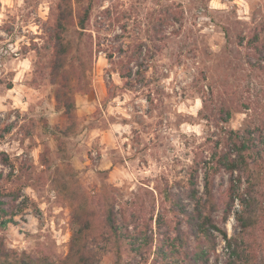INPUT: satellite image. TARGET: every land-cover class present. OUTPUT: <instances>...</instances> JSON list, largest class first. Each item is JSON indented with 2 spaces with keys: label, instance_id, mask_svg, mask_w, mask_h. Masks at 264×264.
Segmentation results:
<instances>
[{
  "label": "rangeland",
  "instance_id": "1",
  "mask_svg": "<svg viewBox=\"0 0 264 264\" xmlns=\"http://www.w3.org/2000/svg\"><path fill=\"white\" fill-rule=\"evenodd\" d=\"M59 1L0 0V116L1 124H11L0 140V185L20 189L33 183L21 188V209L0 237L8 249L63 257L76 228L70 207L61 202L63 169L51 164L43 171L40 165L42 155L60 163L54 137L41 126L43 120L49 129L64 124L46 76L51 44L44 46ZM87 6L81 45L91 33L98 51L90 91L75 95L79 127L65 138L78 184L95 201L108 192L122 201L138 196L149 202L148 190L157 197L154 187L171 188L191 209L184 193L194 167L199 165L202 190L204 171L230 151L232 137L264 123V59L252 48L260 47L264 57V0H82L73 4L74 15ZM75 29L69 31L73 44L79 42ZM114 65L132 68L129 86ZM225 109L229 118L222 121ZM2 153L14 165L28 156L21 180L17 171L7 177ZM237 175H211L218 230L208 264L228 258L226 239L239 232L237 201L224 216L227 189L238 186ZM259 179L264 208V171ZM245 243L264 261V219ZM189 245L194 247L192 238ZM102 264H116L115 258L108 255Z\"/></svg>",
  "mask_w": 264,
  "mask_h": 264
},
{
  "label": "trees",
  "instance_id": "2",
  "mask_svg": "<svg viewBox=\"0 0 264 264\" xmlns=\"http://www.w3.org/2000/svg\"><path fill=\"white\" fill-rule=\"evenodd\" d=\"M81 2L82 0H60L53 24L45 29L47 37L44 46L48 42L51 44L46 76L52 85L55 108L61 113L64 124L49 129L46 120L42 121V128L54 137L60 163H52L45 155L40 159L43 171L51 168V164L56 171L63 169V188L59 190L64 192L61 202L70 207L76 228L70 236L68 249L63 257L44 252L31 255L25 251L8 249L0 237V264H102L103 258L108 255L115 258L116 264H145L149 257H152L150 264H208L209 253L215 245L213 230H218L212 217L218 209L212 176L222 170L231 175L238 173L235 179L238 186L233 188L232 184L227 189L224 216L237 201L238 207L233 214L239 227L235 236L226 239L229 255L222 264H264V261L256 260L254 253H250V245L245 243L246 235L257 230L264 219L260 198L262 193L258 187L260 175L264 171V123L253 127L248 125L241 135L232 137L230 151L220 154L212 162L210 169L207 167L204 171L202 190L199 189L197 180L199 165L194 167L188 176L184 193L185 198L192 203L191 209L171 188L160 190L154 187L157 197L153 190H148L152 196L149 202L138 196L122 201L108 192L99 194L95 201V197L82 191L65 148V138L79 127L75 95L90 91L89 72L93 67L94 54L98 51L93 49L91 33L81 45L90 19L88 6L74 15L73 4ZM105 12L109 13V9H105ZM71 25L75 26L79 40L75 44L69 39ZM97 44L100 42L97 41ZM252 48L257 52L258 59H264L260 47L254 45ZM111 58L109 55L110 61ZM113 69L129 86L132 68L126 65V70H123L114 65ZM228 118L229 111L222 110V121H227ZM2 120L0 116V140L11 129V124H1ZM2 157V164L9 167L7 177L17 171L15 177L21 180L23 163L28 161V156H20V163L17 165L9 160L7 154L2 153ZM33 172L34 170L26 176L27 180L34 177ZM242 179L244 183L241 182ZM32 185L30 181L23 183L20 189H7L0 185V231L12 223L21 209L22 200L17 202L19 197L24 199L21 188ZM163 209L172 214L170 221L163 215ZM223 236L225 237V233ZM189 238L194 241L192 249Z\"/></svg>",
  "mask_w": 264,
  "mask_h": 264
}]
</instances>
